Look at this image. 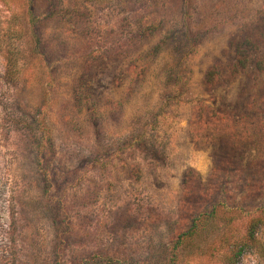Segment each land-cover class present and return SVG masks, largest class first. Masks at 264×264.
Here are the masks:
<instances>
[{"label": "rangeland", "instance_id": "1", "mask_svg": "<svg viewBox=\"0 0 264 264\" xmlns=\"http://www.w3.org/2000/svg\"><path fill=\"white\" fill-rule=\"evenodd\" d=\"M126 1L0 0V264H264V0Z\"/></svg>", "mask_w": 264, "mask_h": 264}, {"label": "trees", "instance_id": "2", "mask_svg": "<svg viewBox=\"0 0 264 264\" xmlns=\"http://www.w3.org/2000/svg\"><path fill=\"white\" fill-rule=\"evenodd\" d=\"M126 0H125V4H126ZM130 2H133V1H130ZM127 5V4H126ZM155 27H146V30L148 31V33L149 34H151L152 32H153V30L152 29H154ZM145 30V31H146ZM246 46H247V48L246 47H244V46H241L240 44L238 45V46H236V52H237V62H236V64L239 66V67H241V68H243V67H245V65L247 64V62H248V58H249V52L251 51V50H253V49H260V45H255L254 43H252V42H249V41H246ZM258 66H257V68H258V70L259 71H261V70H263L264 68V66H260V65H264V53H262L260 56H259V58H258ZM255 223V222H254ZM253 223V224H254ZM255 226V225H254ZM252 226H250V230H249V237H251L252 236V232H253V230H252V228H251ZM187 232H185V233H183L182 234V236L183 235H185ZM182 236H179V240L182 238ZM235 252H234V254L233 255H235L234 257H236L238 254H240L241 253V251L244 249V247H245V244L243 243V242H237L236 244H235ZM171 264H175L173 261H172V263Z\"/></svg>", "mask_w": 264, "mask_h": 264}]
</instances>
